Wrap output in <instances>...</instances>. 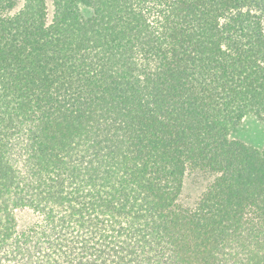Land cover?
<instances>
[{
	"label": "trees",
	"instance_id": "trees-1",
	"mask_svg": "<svg viewBox=\"0 0 264 264\" xmlns=\"http://www.w3.org/2000/svg\"><path fill=\"white\" fill-rule=\"evenodd\" d=\"M247 119L264 0H0V264H264Z\"/></svg>",
	"mask_w": 264,
	"mask_h": 264
},
{
	"label": "rangeland",
	"instance_id": "rangeland-1",
	"mask_svg": "<svg viewBox=\"0 0 264 264\" xmlns=\"http://www.w3.org/2000/svg\"><path fill=\"white\" fill-rule=\"evenodd\" d=\"M53 15V7L51 2H48V22L51 21ZM247 145L262 148L264 146V131L263 127L254 119H247L241 125V131H238L233 136ZM210 179L202 174H192L186 179L185 188L182 194V201L187 205H194L205 187L209 184ZM16 220L18 229H24L37 222V216L30 210H18L16 212Z\"/></svg>",
	"mask_w": 264,
	"mask_h": 264
}]
</instances>
